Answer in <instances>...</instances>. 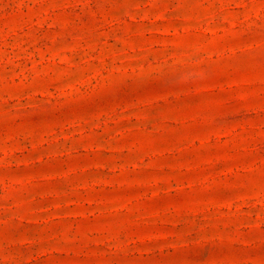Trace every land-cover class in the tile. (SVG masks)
I'll use <instances>...</instances> for the list:
<instances>
[{
    "label": "rangeland",
    "instance_id": "obj_1",
    "mask_svg": "<svg viewBox=\"0 0 264 264\" xmlns=\"http://www.w3.org/2000/svg\"><path fill=\"white\" fill-rule=\"evenodd\" d=\"M0 264H264V0H0Z\"/></svg>",
    "mask_w": 264,
    "mask_h": 264
}]
</instances>
